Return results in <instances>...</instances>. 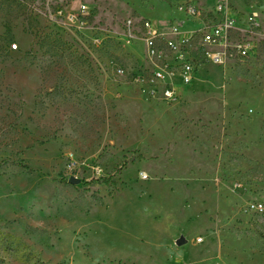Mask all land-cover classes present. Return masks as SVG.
I'll use <instances>...</instances> for the list:
<instances>
[{"label":"rangeland","instance_id":"1","mask_svg":"<svg viewBox=\"0 0 264 264\" xmlns=\"http://www.w3.org/2000/svg\"><path fill=\"white\" fill-rule=\"evenodd\" d=\"M0 264H264V0H0Z\"/></svg>","mask_w":264,"mask_h":264},{"label":"built area","instance_id":"2","mask_svg":"<svg viewBox=\"0 0 264 264\" xmlns=\"http://www.w3.org/2000/svg\"><path fill=\"white\" fill-rule=\"evenodd\" d=\"M149 25V23H147ZM232 23L230 22V20H227L226 23L222 24V25H217L214 26V28H212L211 30L207 31L205 34V39L207 42H215V41H219L220 39L223 38V31L225 29H228L229 27H231ZM148 30L150 32V34H153L154 36H156V30H153L152 27H148ZM16 47V45H15ZM211 57L214 59L215 62H221V56L219 54H212Z\"/></svg>","mask_w":264,"mask_h":264},{"label":"water","instance_id":"3","mask_svg":"<svg viewBox=\"0 0 264 264\" xmlns=\"http://www.w3.org/2000/svg\"><path fill=\"white\" fill-rule=\"evenodd\" d=\"M69 181L72 184H78V183H80V179L77 178V177H75V176H71L70 179H69ZM179 243H181V242H179Z\"/></svg>","mask_w":264,"mask_h":264}]
</instances>
